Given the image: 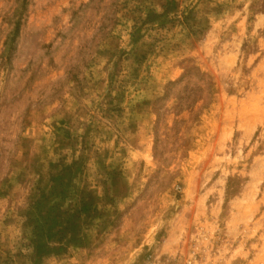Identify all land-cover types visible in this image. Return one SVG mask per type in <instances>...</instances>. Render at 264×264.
Masks as SVG:
<instances>
[{"label": "rangeland", "instance_id": "1", "mask_svg": "<svg viewBox=\"0 0 264 264\" xmlns=\"http://www.w3.org/2000/svg\"><path fill=\"white\" fill-rule=\"evenodd\" d=\"M0 264H264V0H0Z\"/></svg>", "mask_w": 264, "mask_h": 264}]
</instances>
